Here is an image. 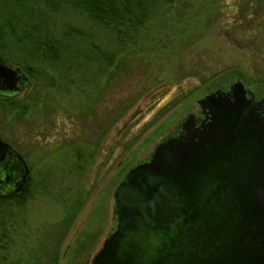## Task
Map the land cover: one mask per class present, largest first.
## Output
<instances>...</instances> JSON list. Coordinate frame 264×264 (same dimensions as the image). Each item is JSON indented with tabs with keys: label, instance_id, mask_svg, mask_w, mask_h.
<instances>
[{
	"label": "rangeland",
	"instance_id": "374dc122",
	"mask_svg": "<svg viewBox=\"0 0 264 264\" xmlns=\"http://www.w3.org/2000/svg\"><path fill=\"white\" fill-rule=\"evenodd\" d=\"M41 10L47 33L17 40V9L1 38L27 81L0 92V137L28 182L23 200H0V264H88L114 224V185L196 99L229 78L264 92V0H155L122 39L70 6ZM42 36L51 53L32 51Z\"/></svg>",
	"mask_w": 264,
	"mask_h": 264
},
{
	"label": "water",
	"instance_id": "95a60500",
	"mask_svg": "<svg viewBox=\"0 0 264 264\" xmlns=\"http://www.w3.org/2000/svg\"><path fill=\"white\" fill-rule=\"evenodd\" d=\"M26 81L0 56V92ZM233 85L232 101L215 91L197 99L217 104L207 124L159 140L118 180L115 225L88 264H264V121ZM0 168V183L11 179L0 195L17 192L28 166L1 137Z\"/></svg>",
	"mask_w": 264,
	"mask_h": 264
},
{
	"label": "trees",
	"instance_id": "16d2710c",
	"mask_svg": "<svg viewBox=\"0 0 264 264\" xmlns=\"http://www.w3.org/2000/svg\"><path fill=\"white\" fill-rule=\"evenodd\" d=\"M13 1V0H12ZM155 0H0V49L1 38L8 30L13 31L14 25L18 22L17 9L24 10V19L21 25L24 28L25 34L14 35L17 40L22 37H35L40 29H44L47 33L49 21L45 15H41V9L55 10L61 5H67L84 12L91 19L106 27L107 30L115 35V38L122 39L129 37L132 32L138 27H141L150 14V7ZM168 1V0H167ZM20 5V6H19ZM18 6V7H17ZM41 12H39V11ZM19 23V22H18ZM133 30V31H132ZM132 31V32H131ZM41 55L52 52V45L45 36L39 37L37 43L32 49ZM51 58L55 56L50 55ZM10 96V94H8ZM5 98L6 101L12 102V97ZM26 182L23 186L14 193L0 195V200L11 199L21 201L25 197Z\"/></svg>",
	"mask_w": 264,
	"mask_h": 264
},
{
	"label": "flooded vegetation",
	"instance_id": "af4514ba",
	"mask_svg": "<svg viewBox=\"0 0 264 264\" xmlns=\"http://www.w3.org/2000/svg\"><path fill=\"white\" fill-rule=\"evenodd\" d=\"M235 80H237V78H235L234 80H230V78H229L224 83L217 84V85L213 86L206 93L213 92V91L218 92V93H222L221 96L228 97L229 100L232 101V99H233L232 95H233V93L235 94V91H232V87H234L233 82ZM243 88H244L245 98H247L248 100L251 101V104L253 105L255 113L264 121V92L258 91V90H252L244 84H243ZM206 93H204V94H206ZM196 103H197V99H196ZM216 105L217 104L211 105L209 103L208 106L201 107L197 103L196 109L188 110L186 112V114L184 115V117H182L174 125V127L170 131V133H168L164 137L160 138L159 140L166 138V137H169V136H175L177 134H184L186 131H197L198 129L202 128L203 124L205 125L211 120V117L214 115L213 109H211V108L216 107ZM152 149H151V151H152ZM150 152L147 153V155L141 159H146L148 157V155L150 154ZM138 160H140V159H138ZM4 175L8 176V171L0 168V177H3ZM14 178L16 179L17 176H15ZM8 181L10 183L11 179H9ZM2 183L4 184V186H3L4 188L9 186L8 182H2ZM2 183H0V184H2ZM113 219H114V216H113ZM114 225H115V219H114V224L111 227V229L114 227Z\"/></svg>",
	"mask_w": 264,
	"mask_h": 264
},
{
	"label": "bare ground",
	"instance_id": "6f19581e",
	"mask_svg": "<svg viewBox=\"0 0 264 264\" xmlns=\"http://www.w3.org/2000/svg\"><path fill=\"white\" fill-rule=\"evenodd\" d=\"M24 187V186H23Z\"/></svg>",
	"mask_w": 264,
	"mask_h": 264
}]
</instances>
